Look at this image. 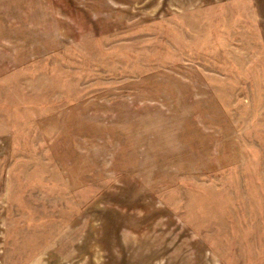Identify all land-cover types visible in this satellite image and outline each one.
<instances>
[{"label": "rangeland", "instance_id": "obj_1", "mask_svg": "<svg viewBox=\"0 0 264 264\" xmlns=\"http://www.w3.org/2000/svg\"><path fill=\"white\" fill-rule=\"evenodd\" d=\"M0 264H264V0H0Z\"/></svg>", "mask_w": 264, "mask_h": 264}]
</instances>
